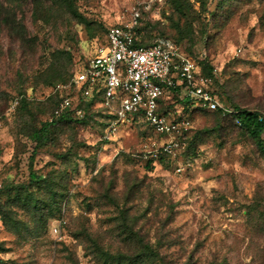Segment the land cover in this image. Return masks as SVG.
<instances>
[{
    "label": "rangeland",
    "instance_id": "1",
    "mask_svg": "<svg viewBox=\"0 0 264 264\" xmlns=\"http://www.w3.org/2000/svg\"><path fill=\"white\" fill-rule=\"evenodd\" d=\"M140 1L0 0V264H264V149L227 114H189L187 156L164 165L144 123L108 139L97 109L30 139ZM137 37L204 54L221 104L264 116V0H165Z\"/></svg>",
    "mask_w": 264,
    "mask_h": 264
},
{
    "label": "built area",
    "instance_id": "2",
    "mask_svg": "<svg viewBox=\"0 0 264 264\" xmlns=\"http://www.w3.org/2000/svg\"><path fill=\"white\" fill-rule=\"evenodd\" d=\"M164 2L142 0L126 21L107 30L104 47L74 69L67 85L55 86L59 98L53 116L70 113L82 119L88 107L97 109L109 122L108 139L119 126L139 119L160 140L152 159L175 161L184 153V141L192 129L189 114L236 112L221 104L216 91L209 88L215 70L210 77L201 74L204 54L195 58L167 38L147 47L137 45L142 14L158 12ZM175 96H181V105L174 102ZM17 105L18 99H14L9 113ZM176 171L180 173L182 168L178 166ZM63 225L56 222L52 234L60 237Z\"/></svg>",
    "mask_w": 264,
    "mask_h": 264
},
{
    "label": "trees",
    "instance_id": "3",
    "mask_svg": "<svg viewBox=\"0 0 264 264\" xmlns=\"http://www.w3.org/2000/svg\"><path fill=\"white\" fill-rule=\"evenodd\" d=\"M58 1H60L61 3L65 4V5L69 4V0H58ZM177 5L178 4L176 1L174 6H177ZM143 14H151V13H143ZM107 30H106V32H107ZM106 32H105V36H106ZM105 36H104V45L106 44ZM137 41H138L137 42L138 46H145V47L149 46V45L143 44L142 41H140L139 39H137ZM176 43L180 44L178 42H176ZM189 54H191V52H189ZM199 65L201 67V74L204 77H210L212 74L213 67L208 62H204V63H201ZM14 99H18V105H19V103L21 102V98L16 97ZM57 105H58V101H57ZM57 105L55 106L54 110L57 108ZM54 110H53V112H54ZM90 110H94V109H92L91 107H88L86 109L85 115L82 119H76L70 113H65L61 117L56 118L53 116V112H52V121L51 122H44L40 128L34 129L32 131V133L30 134V139L37 142V144L40 146V145L46 143L49 128L52 127L54 124H56L57 122L63 123V122L84 121V118L86 117L87 112H90ZM234 111L236 113L230 114L227 116H229L234 121V123L244 132V134L248 138L254 140L256 145L259 148L264 149V116L260 115L257 112H248V111H244V110H241L239 108H236V107H234ZM96 113L101 114V112L99 110H96ZM210 113L222 114L221 112H218V111L217 112H210ZM106 120H107V118H106ZM184 154L186 155V151H184L183 155ZM154 162H158V164L164 165V164H167L168 161H166L164 159L149 160L147 162V165H152ZM146 248H147V251L151 253L150 247H146Z\"/></svg>",
    "mask_w": 264,
    "mask_h": 264
}]
</instances>
